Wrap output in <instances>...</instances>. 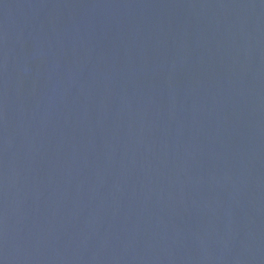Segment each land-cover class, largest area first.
Returning a JSON list of instances; mask_svg holds the SVG:
<instances>
[{
    "label": "water",
    "instance_id": "1",
    "mask_svg": "<svg viewBox=\"0 0 264 264\" xmlns=\"http://www.w3.org/2000/svg\"><path fill=\"white\" fill-rule=\"evenodd\" d=\"M0 264H264V0H0Z\"/></svg>",
    "mask_w": 264,
    "mask_h": 264
}]
</instances>
